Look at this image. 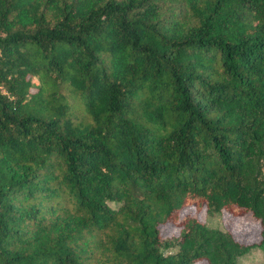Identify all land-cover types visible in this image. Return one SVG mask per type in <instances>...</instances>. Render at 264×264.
I'll use <instances>...</instances> for the list:
<instances>
[{"label": "trees", "instance_id": "obj_1", "mask_svg": "<svg viewBox=\"0 0 264 264\" xmlns=\"http://www.w3.org/2000/svg\"><path fill=\"white\" fill-rule=\"evenodd\" d=\"M189 206L248 214L259 238ZM252 247L264 0H0V264H236Z\"/></svg>", "mask_w": 264, "mask_h": 264}, {"label": "rangeland", "instance_id": "obj_2", "mask_svg": "<svg viewBox=\"0 0 264 264\" xmlns=\"http://www.w3.org/2000/svg\"><path fill=\"white\" fill-rule=\"evenodd\" d=\"M194 213L198 219L203 220L207 226L227 229L232 236L244 243L255 242L259 238V223L248 214L235 216L227 211L206 213L203 209L194 210L189 206L180 212V216L184 213ZM160 233L163 236H172L176 233V226L166 223L160 225ZM196 264H205L204 262H196ZM236 264H264V248L252 247L246 253L237 258Z\"/></svg>", "mask_w": 264, "mask_h": 264}]
</instances>
